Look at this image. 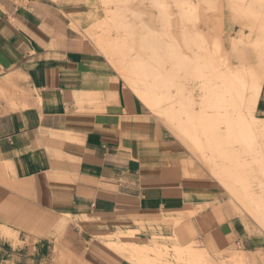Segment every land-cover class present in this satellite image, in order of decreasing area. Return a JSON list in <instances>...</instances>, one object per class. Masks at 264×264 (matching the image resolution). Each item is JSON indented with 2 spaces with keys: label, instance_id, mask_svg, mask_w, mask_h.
<instances>
[{
  "label": "crops",
  "instance_id": "0c3cea01",
  "mask_svg": "<svg viewBox=\"0 0 264 264\" xmlns=\"http://www.w3.org/2000/svg\"><path fill=\"white\" fill-rule=\"evenodd\" d=\"M103 13L98 0H0V264H126L101 235L130 233L261 261L250 211L84 34ZM259 91L264 120V79Z\"/></svg>",
  "mask_w": 264,
  "mask_h": 264
},
{
  "label": "rangeland",
  "instance_id": "374dc122",
  "mask_svg": "<svg viewBox=\"0 0 264 264\" xmlns=\"http://www.w3.org/2000/svg\"><path fill=\"white\" fill-rule=\"evenodd\" d=\"M98 1L104 13L84 32L86 37L170 137L166 123L172 117L175 126L185 125L198 147L179 141L259 224L255 213H264V120L255 118L254 110L250 117L247 100L257 102L264 79V0ZM179 102L198 115H214L213 123H192L187 109L179 111ZM101 238H110L108 251L126 264H231L243 257L216 261L199 244L182 247L173 237L151 242L136 241L131 233ZM245 261L264 264V259Z\"/></svg>",
  "mask_w": 264,
  "mask_h": 264
},
{
  "label": "bare ground",
  "instance_id": "6f19581e",
  "mask_svg": "<svg viewBox=\"0 0 264 264\" xmlns=\"http://www.w3.org/2000/svg\"><path fill=\"white\" fill-rule=\"evenodd\" d=\"M175 99H176V97H175ZM182 99V97H181V95H179V97H178V100H181ZM246 99V98H245ZM183 100V99H182ZM247 100V99H246ZM246 100H245V102H246ZM254 100V101H253ZM253 100H251V101H253V102H251L250 100L248 101L247 100V102H248V105H249V107H250V110H251V114H249L250 115V117L252 116V112H253V110H254V107H255V104H256V99H253ZM246 102V103H247ZM180 107H179V111H182V110H185V109H187L186 111V113H185V116L187 117V119H190L191 121H192V123H194V122H198V123H201V122H207V123H213L212 121H213V119H214V115H209V114H207L206 112L205 113H201V114H197V113H193V111L191 110V107H190V105H188V104H186L185 105V103L184 102H179V104H178ZM247 105V104H246ZM247 107V106H246ZM246 110V109H245ZM159 111V110H158ZM164 112V111H163ZM162 112V113H163ZM185 112V111H184ZM159 113H161V111H159ZM161 113V114H162ZM183 113V112H182ZM155 114H157V113H155ZM160 114V115H161ZM164 114V113H163ZM176 114V113H175ZM165 116V115H164ZM159 118V117H158ZM253 118V117H252ZM166 120H169L168 118H165ZM254 119V118H253ZM252 119V120H253ZM173 120H174V117H172V120L170 119L169 120V122L168 123H166V127H167V129L168 130H170L171 131V133L175 136V138H177L178 140H180L182 143H184L187 147H188V142H190L192 145H195V147H198V144H197V142L196 141H193L192 142V138H191V136H190V134H188V132H185V131H187V130H183V127L185 126H183V124H182V122L180 123H178V126H175V124H173ZM180 120V119H179ZM245 121V120H244ZM244 121H242L241 120V123L243 124V126H245V127H247L248 128V124L246 123V122H244ZM263 122V121H262ZM212 125V124H211ZM250 125V124H249ZM252 126V125H251ZM186 129V128H185ZM188 150H189V148H188ZM259 225L262 227V229H264V225L263 224H261L260 223V221H259ZM195 255V254H194ZM193 256V255H192ZM192 256H190V257H192ZM197 256V255H196ZM198 257V256H197ZM197 257H195L194 256V258H196V261L198 260L197 259ZM147 256H141V259H143V260H145V261H147ZM193 258V259H194ZM232 260V259H231ZM246 260V259H245ZM244 260V258L243 257H236V258H233V260L231 261V264H246V261ZM197 263V262H196ZM199 263V262H198Z\"/></svg>",
  "mask_w": 264,
  "mask_h": 264
}]
</instances>
